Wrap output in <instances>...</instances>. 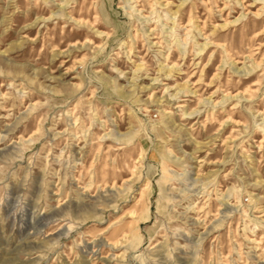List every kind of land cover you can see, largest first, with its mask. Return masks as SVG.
<instances>
[{"label":"rangeland","instance_id":"374dc122","mask_svg":"<svg viewBox=\"0 0 264 264\" xmlns=\"http://www.w3.org/2000/svg\"><path fill=\"white\" fill-rule=\"evenodd\" d=\"M0 264H264V0H0Z\"/></svg>","mask_w":264,"mask_h":264}]
</instances>
